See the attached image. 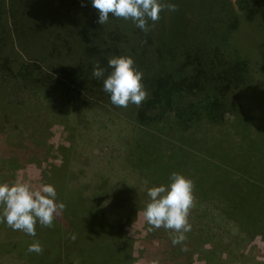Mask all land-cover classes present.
Returning a JSON list of instances; mask_svg holds the SVG:
<instances>
[{"label": "trees", "instance_id": "16d2710c", "mask_svg": "<svg viewBox=\"0 0 264 264\" xmlns=\"http://www.w3.org/2000/svg\"><path fill=\"white\" fill-rule=\"evenodd\" d=\"M14 1L19 9L9 13L10 24L0 0V82L28 90L47 108L54 102L86 110L114 108L92 70L99 61L106 77L109 58L131 56L149 96L140 107L129 104V117L158 147L168 138L179 145L168 161L154 156L151 181L167 185L173 172L192 179L194 195L213 200V208H220L245 240L259 237L264 251V141L258 144L247 133L254 119L237 99L255 68L232 40L242 21L264 15V0H162L178 10L161 11L154 26L149 21L147 33L111 15L99 25L91 0H44L34 13L24 0ZM220 127H229L231 136L206 131ZM149 145H134L138 163H145ZM70 174L62 165L45 175L57 202L66 205L53 227L37 223L35 237L10 228L23 238L12 253L5 240L9 233L0 237L2 253L11 252L14 264H136L135 241L126 226L138 208L126 219L116 215L111 221L108 211L114 204L104 201L106 190L97 187V198L95 191L74 186ZM34 240L42 254L27 251Z\"/></svg>", "mask_w": 264, "mask_h": 264}, {"label": "rangeland", "instance_id": "374dc122", "mask_svg": "<svg viewBox=\"0 0 264 264\" xmlns=\"http://www.w3.org/2000/svg\"><path fill=\"white\" fill-rule=\"evenodd\" d=\"M3 1L1 9L8 12L7 21L11 24L9 13L19 7L14 0ZM24 1L29 13L44 6V0ZM232 40L255 68L251 84L237 99L250 110L254 121L247 133L259 144L264 141V15L251 23L242 21ZM58 61L56 57L53 62ZM228 128L206 131L216 137L222 132L220 136L227 138L231 136ZM168 139L161 140L158 147L156 139L131 120L127 108L86 110L79 105L64 107L55 102L47 108L46 102L33 98L28 90L0 82V183L23 181L35 189L46 183L45 175L52 166L65 165L74 186L95 191L97 198L101 197L97 187L106 190L104 201L116 206L108 211L111 221L116 220V215L126 219L131 210L138 208L135 218L126 226L135 241L136 264H150L157 258L160 264H264L261 239L245 240L238 227L224 219L220 208H213V200L195 196L188 217L192 227L183 244H172L170 237L174 233L170 230L148 231L149 225L142 216L143 204L149 201L147 190L159 186L150 178L156 166L152 160L160 155L158 161H168L172 150L179 149L178 143ZM144 142L151 147L150 152L144 153L146 164L138 163L136 152L132 151L135 144ZM6 233V243L14 253L13 247L23 236L0 223V237ZM3 247L0 243V264H14L11 252L2 253Z\"/></svg>", "mask_w": 264, "mask_h": 264}, {"label": "clouds", "instance_id": "9594fccd", "mask_svg": "<svg viewBox=\"0 0 264 264\" xmlns=\"http://www.w3.org/2000/svg\"><path fill=\"white\" fill-rule=\"evenodd\" d=\"M91 5L98 12L99 25L106 24L109 16L130 20L136 28L147 33L151 30L149 21L154 26L160 19V12H175L178 6L164 3L162 0H91ZM83 6V5H82ZM111 69L105 77L106 69L97 61L92 70V77L103 80V91L110 96V102L117 107L127 108L129 104L140 107L149 96L143 81V73L135 67L131 56H113L107 61ZM167 185L153 186L147 190L149 201L142 216L149 225L148 231L164 228L170 230L172 244H183L186 233L191 231L190 210L194 207V181L180 173L173 172ZM57 192L51 184H42L32 188L26 182L0 183V223H6L14 231L36 236V225L51 228L60 217L66 205L56 200ZM75 235L70 239L75 240ZM187 251V248H182ZM29 253L42 254L44 249L38 240L29 244ZM150 264H160L153 259Z\"/></svg>", "mask_w": 264, "mask_h": 264}]
</instances>
